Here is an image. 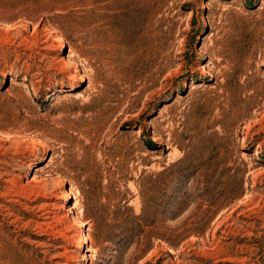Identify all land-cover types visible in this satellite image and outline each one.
Masks as SVG:
<instances>
[{
  "label": "rangeland",
  "instance_id": "1",
  "mask_svg": "<svg viewBox=\"0 0 264 264\" xmlns=\"http://www.w3.org/2000/svg\"><path fill=\"white\" fill-rule=\"evenodd\" d=\"M0 264H264V0H0Z\"/></svg>",
  "mask_w": 264,
  "mask_h": 264
},
{
  "label": "trees",
  "instance_id": "2",
  "mask_svg": "<svg viewBox=\"0 0 264 264\" xmlns=\"http://www.w3.org/2000/svg\"><path fill=\"white\" fill-rule=\"evenodd\" d=\"M151 143V141H148V144H150ZM135 217H139V216H135ZM139 231H140V229H139ZM137 234H139V232L137 233ZM137 236V235H136Z\"/></svg>",
  "mask_w": 264,
  "mask_h": 264
}]
</instances>
